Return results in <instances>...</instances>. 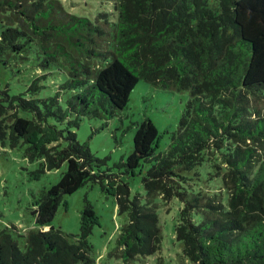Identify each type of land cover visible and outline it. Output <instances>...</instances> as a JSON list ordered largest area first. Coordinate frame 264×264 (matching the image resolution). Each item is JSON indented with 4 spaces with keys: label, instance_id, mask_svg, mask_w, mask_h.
Returning a JSON list of instances; mask_svg holds the SVG:
<instances>
[{
    "label": "trees",
    "instance_id": "obj_1",
    "mask_svg": "<svg viewBox=\"0 0 264 264\" xmlns=\"http://www.w3.org/2000/svg\"><path fill=\"white\" fill-rule=\"evenodd\" d=\"M112 2L91 19L60 0H0V146L22 148L42 173L65 166L40 193L37 228L0 229V264H98L89 201L79 234L45 227L88 182L112 192L125 216L110 254L123 264L161 248L158 196L183 204L181 264H264V0ZM140 80L189 98L164 151L147 118L129 156L104 170L76 129L125 110ZM49 131L57 143L31 141ZM204 166L214 188L202 186ZM138 170L145 201L122 177Z\"/></svg>",
    "mask_w": 264,
    "mask_h": 264
},
{
    "label": "rangeland",
    "instance_id": "obj_2",
    "mask_svg": "<svg viewBox=\"0 0 264 264\" xmlns=\"http://www.w3.org/2000/svg\"><path fill=\"white\" fill-rule=\"evenodd\" d=\"M64 7L77 15L94 19L100 11H111L112 0H60ZM39 72V71H38ZM45 94H53L54 89L48 88ZM189 92H168L140 80L130 96L125 110L108 120L84 118L76 129L81 143L89 145L92 153L107 164L102 169L112 167L122 157L127 158L133 150V136L138 125L144 119H151L160 131L158 151H164L169 142L167 131L176 129ZM31 141L39 144L57 143L52 132L33 135ZM0 229L16 225L21 234L37 228L34 209L43 189L57 183L65 166L61 169L39 172V163L31 162L23 155L22 148L6 149L0 146ZM202 186L214 188L216 182L207 180L206 169ZM133 193H139L146 200V191L142 182L143 172L136 171L134 176H122ZM89 201L97 222L93 226L90 239L94 245L93 257L98 264H123L122 259L110 255L116 247L119 229L125 222V216L118 214L116 198L112 192L102 188L100 183L88 182L75 193L67 195L61 202L53 220L45 226L60 228L67 233L79 234L83 218V210ZM156 211L160 217L163 240L161 248L147 257H140L131 264H181L184 260L182 244L175 238V225L179 220L183 204L179 198L173 197L165 203L161 196L156 199ZM19 245L25 249V237L18 238Z\"/></svg>",
    "mask_w": 264,
    "mask_h": 264
}]
</instances>
